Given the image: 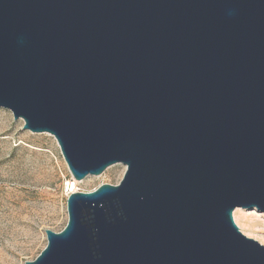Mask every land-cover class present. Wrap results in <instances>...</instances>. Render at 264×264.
Wrapping results in <instances>:
<instances>
[{"label": "water", "instance_id": "water-1", "mask_svg": "<svg viewBox=\"0 0 264 264\" xmlns=\"http://www.w3.org/2000/svg\"><path fill=\"white\" fill-rule=\"evenodd\" d=\"M0 108L76 181L126 167L24 264H264V0H0Z\"/></svg>", "mask_w": 264, "mask_h": 264}, {"label": "rangeland", "instance_id": "rangeland-1", "mask_svg": "<svg viewBox=\"0 0 264 264\" xmlns=\"http://www.w3.org/2000/svg\"><path fill=\"white\" fill-rule=\"evenodd\" d=\"M0 108V264L33 261L47 244L45 231L67 223L64 185L73 178L53 136L22 130ZM126 167L115 164L99 176L75 180L74 192L118 185ZM240 232L264 246V214L255 208L233 211Z\"/></svg>", "mask_w": 264, "mask_h": 264}, {"label": "built area", "instance_id": "built-area-1", "mask_svg": "<svg viewBox=\"0 0 264 264\" xmlns=\"http://www.w3.org/2000/svg\"><path fill=\"white\" fill-rule=\"evenodd\" d=\"M68 183L69 181H66L64 185V192H65L66 197H68L71 193L74 192L71 190V188L68 187Z\"/></svg>", "mask_w": 264, "mask_h": 264}, {"label": "bare ground", "instance_id": "bare-ground-1", "mask_svg": "<svg viewBox=\"0 0 264 264\" xmlns=\"http://www.w3.org/2000/svg\"><path fill=\"white\" fill-rule=\"evenodd\" d=\"M68 187L71 188L72 191H75V180L74 179H72L71 181H69Z\"/></svg>", "mask_w": 264, "mask_h": 264}]
</instances>
